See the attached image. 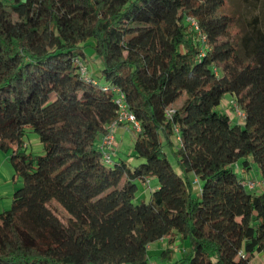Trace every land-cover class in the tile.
Wrapping results in <instances>:
<instances>
[{"label":"trees","instance_id":"trees-1","mask_svg":"<svg viewBox=\"0 0 264 264\" xmlns=\"http://www.w3.org/2000/svg\"><path fill=\"white\" fill-rule=\"evenodd\" d=\"M261 16L240 26L226 0H0V150L21 179L0 210V264H149V244L165 237L171 258L176 236L188 240L176 264L264 257ZM89 39L95 83L74 62L88 65ZM104 84L139 123H125L134 165L97 147L117 116ZM226 93L243 121L219 108Z\"/></svg>","mask_w":264,"mask_h":264},{"label":"rangeland","instance_id":"rangeland-1","mask_svg":"<svg viewBox=\"0 0 264 264\" xmlns=\"http://www.w3.org/2000/svg\"><path fill=\"white\" fill-rule=\"evenodd\" d=\"M264 0H249V2H245L243 0H226V11L229 13H234L238 16V25L245 26L247 20H250L252 15L258 13L261 5L263 4ZM261 23H264V16H261ZM90 39L87 41L86 47H84V51L89 59L88 67L89 71L92 73L93 76L98 77L100 75V67L101 61L99 58L94 54L92 43ZM230 98H234L233 95L226 93L224 97L220 101L219 108L227 113L233 121H243V117L238 114L235 106L230 102ZM28 132V131H27ZM133 132L134 129L130 128V131L120 132L117 135V139L121 142V148L119 154H114V157L121 156L122 158L126 159L127 162L132 163V165L141 161L138 158L131 156L132 153V144H133ZM31 136L35 137V140L31 138ZM116 137V136H115ZM121 137V138H120ZM26 143L25 146L27 150H31L33 154H40L43 152L41 143H39L36 139V134L31 132L26 135ZM168 157L173 165H175V161L173 157L168 154ZM239 163H237V170L239 172ZM247 179H253L254 181L258 182L259 186L256 188V191H259L263 187V183L261 181V175L259 172L258 167L255 164L249 166L248 170L245 172ZM157 179L149 178L145 183L141 181H136L137 183V190L135 192L134 201L138 202L142 199L147 200L149 198L151 190L155 187V182ZM143 183V184H142ZM21 184V179L19 177H13V168L9 161V152H5L0 150V210L7 209L11 203V195L15 188H17ZM264 188V187H263ZM172 243L176 247H173L175 250L172 252L173 256L168 258L164 256V254L168 251H165L167 246V239H162L160 242H155V244H150L148 246V253L150 254V261L151 264H176V260L181 258L185 251L184 249H188V240L181 239L177 236L175 237ZM160 240V239H159ZM162 252V253H161ZM262 257L257 255L252 262L254 264H259V260Z\"/></svg>","mask_w":264,"mask_h":264},{"label":"built area","instance_id":"built-area-1","mask_svg":"<svg viewBox=\"0 0 264 264\" xmlns=\"http://www.w3.org/2000/svg\"><path fill=\"white\" fill-rule=\"evenodd\" d=\"M74 62L78 67L80 75L84 79L92 81L93 83L96 82L95 78L91 76L88 65L85 63V61L76 57ZM102 89L116 92L114 99L117 104V116L112 122L107 124V131L100 136L99 142L97 144L98 149L101 151L102 159L109 163L116 152L114 128L118 125L130 123L132 124V127L138 129L139 123L135 119L134 115L127 109V104L124 100V94L117 86L104 84ZM230 102L235 106L238 114L241 115V117H244V114L242 111H240L235 102L232 100ZM246 184L248 187H254L258 184V182L248 179Z\"/></svg>","mask_w":264,"mask_h":264},{"label":"crops","instance_id":"crops-1","mask_svg":"<svg viewBox=\"0 0 264 264\" xmlns=\"http://www.w3.org/2000/svg\"><path fill=\"white\" fill-rule=\"evenodd\" d=\"M91 73V72H90ZM92 74V73H91ZM240 122V121H239ZM130 131V128H129V126H127V125H118V126H116L115 128H114V136H116L115 137V146H116V152H115V154H119L120 153V148H121V142H119V140L117 139V135L119 134V136H120V132H126V131ZM31 138L33 139V140H35V137L34 136H31ZM121 138V137H120ZM121 143V144H120ZM119 152V153H118ZM120 158H122L121 156H119ZM130 164H132V163H130ZM158 186V182L156 181L155 182V187L154 188H156ZM162 239H166L165 237H163V238H161L160 240H158V241H156V242H160V241H162ZM174 239H177V238H174ZM173 239V240H174ZM175 243V242H174ZM174 243H172V247H176L175 245H173ZM151 245L152 244H155V242H153V243H150ZM150 244H149V246H150ZM184 251H185V253L186 252H188V249H184ZM257 255H259V256H261L262 258L259 260V264H264V257L261 255V254H256L255 255V257L257 256ZM254 257V258H255ZM252 264H254L253 262H252Z\"/></svg>","mask_w":264,"mask_h":264},{"label":"bare ground","instance_id":"bare-ground-1","mask_svg":"<svg viewBox=\"0 0 264 264\" xmlns=\"http://www.w3.org/2000/svg\"><path fill=\"white\" fill-rule=\"evenodd\" d=\"M122 125H127V126H129V128H132L130 125H128V124H122Z\"/></svg>","mask_w":264,"mask_h":264}]
</instances>
